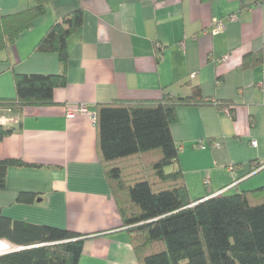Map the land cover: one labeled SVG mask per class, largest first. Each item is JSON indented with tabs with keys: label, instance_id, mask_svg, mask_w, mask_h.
Instances as JSON below:
<instances>
[{
	"label": "crops",
	"instance_id": "obj_1",
	"mask_svg": "<svg viewBox=\"0 0 264 264\" xmlns=\"http://www.w3.org/2000/svg\"><path fill=\"white\" fill-rule=\"evenodd\" d=\"M33 3L0 0V11ZM76 9L83 23L67 41V86L54 91L56 105L18 116L0 110V122L20 124L0 142V159L28 165L8 169L0 215L85 236L78 264H138L96 154L94 123L74 110L163 93L186 97L198 86L204 99L230 102L233 115L214 106L178 108L171 126L178 162L167 171L181 169L191 202L264 187V60L241 68L264 47V0H57L1 55L0 99L14 97L13 73H60L55 54L34 48L53 20ZM214 20L222 32L211 34ZM251 164L261 168L252 172ZM20 193L36 197L18 203Z\"/></svg>",
	"mask_w": 264,
	"mask_h": 264
},
{
	"label": "trees",
	"instance_id": "obj_2",
	"mask_svg": "<svg viewBox=\"0 0 264 264\" xmlns=\"http://www.w3.org/2000/svg\"><path fill=\"white\" fill-rule=\"evenodd\" d=\"M57 0H34L15 13L0 11L1 55L32 31L49 4ZM83 1V0H78ZM83 23L76 9L53 20L34 51L55 54L56 75L13 73L14 97L0 99V110L18 116L27 107L54 106V91L67 86V41ZM261 51L246 55L243 70L259 68ZM214 106L233 115L228 101L206 100L198 86L186 97L163 93L154 101L97 104L94 113L96 154L138 264H264V187L191 202L183 172L177 167L179 148L171 135L180 107ZM20 129L0 122V142ZM28 166L21 160L0 159V190L6 187L10 167ZM261 165L251 164V171ZM35 195L20 193L18 203H32ZM84 237L46 225L12 220L0 215V240L22 248L0 255V264H78Z\"/></svg>",
	"mask_w": 264,
	"mask_h": 264
},
{
	"label": "built area",
	"instance_id": "obj_3",
	"mask_svg": "<svg viewBox=\"0 0 264 264\" xmlns=\"http://www.w3.org/2000/svg\"><path fill=\"white\" fill-rule=\"evenodd\" d=\"M235 18L233 16L229 17V21H234ZM224 30V24L220 21L214 20L212 22L211 28H210V32L211 34H217L220 33ZM74 112H79V113H83V114H87L90 116V118L92 119V121L94 122V113L89 112L87 110V108L85 106H79L77 107ZM73 111L69 112L68 117L72 118L73 117ZM255 142H252V145H255ZM214 148H218L219 144L215 143L213 145ZM203 148V147H202ZM223 192V191H222ZM222 192L218 193L221 194ZM217 194V195H218ZM22 248L15 246L13 244H11L10 242L6 241V240H0V255H4V254H9V253H13L16 251H20Z\"/></svg>",
	"mask_w": 264,
	"mask_h": 264
},
{
	"label": "rangeland",
	"instance_id": "obj_4",
	"mask_svg": "<svg viewBox=\"0 0 264 264\" xmlns=\"http://www.w3.org/2000/svg\"><path fill=\"white\" fill-rule=\"evenodd\" d=\"M166 171H167V168H166ZM168 172V171H167Z\"/></svg>",
	"mask_w": 264,
	"mask_h": 264
}]
</instances>
